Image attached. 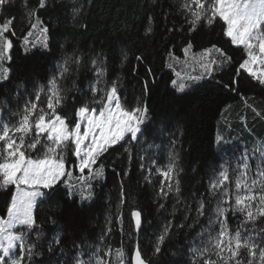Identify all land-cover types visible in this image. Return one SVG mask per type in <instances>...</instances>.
<instances>
[{
    "label": "trees",
    "instance_id": "16d2710c",
    "mask_svg": "<svg viewBox=\"0 0 264 264\" xmlns=\"http://www.w3.org/2000/svg\"><path fill=\"white\" fill-rule=\"evenodd\" d=\"M182 2L46 0V6L39 8V0H13L11 5L0 9V23L15 18L11 26L15 35L8 33L13 47L3 62V67L10 72L8 79L0 81L3 117L8 106L19 107L30 95L33 97L37 85H46L57 64L73 52L82 54L83 64L78 69L73 66L71 75L61 81L66 95L61 115L74 122L75 108L92 99L89 85L95 80V69L91 58L99 53L103 54L101 58L107 69L104 80L108 85L119 81V95L124 104L128 108L137 105L148 108L147 120L142 125L144 134L139 141L123 142L99 160L98 163L105 165V172L103 178L93 181L92 199L81 200L77 180L80 173L73 167L75 158L68 156L66 167L73 176L62 177L55 190L39 199L34 208L38 227L30 233L28 241L36 245L34 252L38 254L30 264H74L78 251L85 253L98 243L105 249L123 244L128 264L137 244L151 264H189L190 242L201 226H207V215L199 218V225L194 229L188 225L197 218L201 195L208 199L211 168L228 149L264 147V86L243 70L237 74L245 58L244 48L233 46L223 35L219 18L212 25L201 22L190 33L186 14L180 9ZM73 7L82 9L75 19ZM32 9H38L36 15L43 24L33 30L30 42L25 45L23 39L30 22H35L28 15ZM149 16L153 18V31L146 35ZM43 26L48 28L47 48L43 47L44 36L40 32ZM37 31L40 34L35 36ZM189 41L193 48L186 58L182 50ZM212 45L223 49L231 60L207 75L198 64L189 61L192 53ZM122 50L128 52V59L123 63ZM169 51L179 59L169 57ZM137 56L142 59L138 61ZM190 76L202 78L190 80ZM181 79L188 86L178 92L172 81ZM217 135L231 139V143H218ZM124 147L131 148V159ZM170 151L179 156L180 194L164 199L158 195L162 177L156 173V167L167 164ZM141 156L148 158L144 169L140 167ZM152 160L157 165H152ZM146 175H150L151 182L145 181ZM65 179L74 186L71 197L68 186L62 182ZM122 188L124 203H121ZM14 191V186L0 189V216L5 215ZM213 205L214 200L210 208ZM133 208L142 213L143 226L138 232L131 217ZM119 215L123 217L122 226L115 219ZM227 215L229 226L235 231L243 217ZM169 221L173 225L171 234L162 243L161 251L155 253L157 236ZM108 227L112 232L102 242L100 238ZM253 227L257 231L264 229V218L258 219L255 225H247L249 229ZM16 255H19L18 249ZM108 259L114 261V257Z\"/></svg>",
    "mask_w": 264,
    "mask_h": 264
},
{
    "label": "snow or ice",
    "instance_id": "6c2138e0",
    "mask_svg": "<svg viewBox=\"0 0 264 264\" xmlns=\"http://www.w3.org/2000/svg\"><path fill=\"white\" fill-rule=\"evenodd\" d=\"M12 3L13 0H0V9ZM45 6L46 0H39V8ZM180 9L186 14L190 33L201 22L212 25L219 18L223 24V35L230 39L233 46L244 48L245 58L239 64L237 74L243 70L264 86V0H183ZM37 10L32 9L28 13L29 17L35 18V22H30V29L23 39L25 45L30 42L33 30L43 24L36 15ZM81 10V7L72 8L73 19ZM14 19L13 17L0 23V81L8 79L10 72V69L3 67V62L13 47L8 33L11 31L15 35L11 28ZM152 22L153 18L149 16L146 35L153 31ZM40 32L44 36L43 47L47 48V26L41 27ZM192 48L191 41L183 48L186 58ZM102 55L99 53L91 58L96 77L89 85L92 99L75 108L74 122L72 118L61 115L66 100L61 81L71 75L73 66L78 69L83 64L82 54L75 52L66 55L57 64L56 73L48 79L46 85L39 84L35 87L34 99L30 95L22 107L11 114V118H15L14 123L11 118L5 120L0 111V189H7L9 186L16 189L8 202L5 215L0 216V264H30L32 257L38 254L34 252L36 245L28 241L30 233L38 227L34 208L39 199L55 190L62 177L73 176V172L66 167L69 155L75 158L73 167L80 173L77 180L81 200H90L93 196V181L104 176L105 165L98 163L102 156L123 142H138L144 134L142 125L147 120V105L128 108L124 104L119 95V81H112L108 85L104 80L107 69ZM169 57L179 59L171 51ZM127 59L128 52L122 50L121 62ZM136 59L139 61L142 57L137 56ZM191 59L200 66L204 74L211 75L218 67L229 62L231 57L223 49L212 45L198 53H192ZM166 66L172 67L170 64ZM148 71L151 75V69ZM201 78L202 76L189 77L190 80ZM172 84L178 92L188 86L183 79L173 80ZM241 98L247 104V99L243 96ZM222 139L217 135L218 143ZM124 152L131 159V148L124 147ZM253 155H257L256 149ZM147 159L145 156L140 157L141 169L145 168L144 161ZM237 159L235 168H231L228 161L219 166L220 170L209 180L208 199L202 194L198 201L197 218L188 227L194 229V226L199 225V218L206 215L208 223L206 227L201 226V231L190 242V264H264V229L257 231L255 227L247 228L248 224L255 225L258 219L264 218V148L258 150L254 175L251 157L247 152ZM151 164L155 166L157 161L152 160ZM148 171L151 173V168ZM180 171L179 156L170 151L166 166L156 167V173L162 177L158 189L161 198L167 199L172 194H180ZM233 172L236 173L234 187ZM123 174L128 175L127 172ZM144 179L151 182L150 175H146ZM62 182L68 186L71 197L74 186L69 180ZM124 197L122 188L121 203H124ZM213 200L215 205L210 208ZM160 207L163 208L164 205L161 204ZM229 212L234 215L239 213L243 217L235 231L228 223ZM131 217L135 231H140L143 226L142 213L133 208ZM115 219L118 224L123 225L122 215ZM111 223L109 220V224ZM172 226L171 221L167 222L157 236L155 253L161 251V245L171 234ZM111 232L112 228L108 227L101 236V241H105ZM56 244H59V238L56 239ZM17 249L19 255H16ZM84 256L83 251H78L74 264H128L127 249L123 244L115 249L111 245L106 249L96 246L87 259ZM109 257H114V261ZM130 264H151L143 257L138 244L132 249Z\"/></svg>",
    "mask_w": 264,
    "mask_h": 264
},
{
    "label": "rangeland",
    "instance_id": "374dc122",
    "mask_svg": "<svg viewBox=\"0 0 264 264\" xmlns=\"http://www.w3.org/2000/svg\"><path fill=\"white\" fill-rule=\"evenodd\" d=\"M36 35L35 36H37V35H39L40 33H39V31H37V33H35ZM190 63H194L193 61H189ZM56 71H57V67H56V70H55V72H54V74L56 73ZM96 78V77H95ZM95 81V80H94ZM94 81H92V82H94ZM91 82V83H92ZM33 99L35 98V95H33V97H32ZM28 99V98H27ZM26 100V99H25ZM25 100L20 104V106L19 107H22V105L24 104V102H25ZM18 106L16 107V106H8L6 109H5V117H4V119L5 120H9L10 118H11V114L13 113V112H15V111H17V109L19 108ZM11 122H15V118H11ZM223 138V137H222ZM222 141L226 144V143H228V145H229V143H231V139H222ZM260 148H264V147H259L258 145L257 146H252V147H250V149L249 150H247V149H245V148H238V147H236V148H232V149H228L227 151H225V152H223V154H222V156H221V158H220V162L217 164V165H215L213 168H211V171H210V178L213 176V174L215 173V172H218L219 170H220V165L224 162V161H228L229 162V165H230V167L231 168H235V165H236V163L238 162V157H240L242 154H244L245 152H247V154L251 157V159H250V164H251V166H252V169H253V175H254V173H255V166H256V163H257V158H258V150L260 149ZM254 149H256L257 150V155L256 156H254L253 155V151H254ZM164 166H166V163H162V167L161 168H163ZM78 170V169H77ZM79 171V170H78ZM235 175H236V173H232V183H233V187H234V181H235ZM15 191H16V189H15ZM214 205H215V201H214ZM214 205H213V207H214ZM230 214H233L232 212H229ZM236 214H239V213H236ZM217 228H218V226H217ZM234 231V230H233ZM96 246H101L102 248H104L103 246H102V244L101 243H98ZM96 246H93V247H89L86 251H85V256L83 257L84 259H87V256H88V254H90L91 252H93V251H95V248H96ZM101 255H103V252H101ZM244 256H245V258L247 257V253L245 252L244 253ZM189 258V261H188V263L190 264V256L188 257Z\"/></svg>",
    "mask_w": 264,
    "mask_h": 264
},
{
    "label": "water",
    "instance_id": "95a60500",
    "mask_svg": "<svg viewBox=\"0 0 264 264\" xmlns=\"http://www.w3.org/2000/svg\"><path fill=\"white\" fill-rule=\"evenodd\" d=\"M130 262H131V256H130Z\"/></svg>",
    "mask_w": 264,
    "mask_h": 264
}]
</instances>
